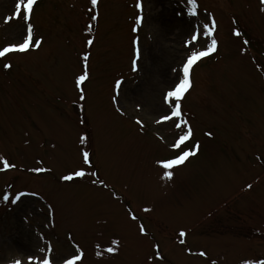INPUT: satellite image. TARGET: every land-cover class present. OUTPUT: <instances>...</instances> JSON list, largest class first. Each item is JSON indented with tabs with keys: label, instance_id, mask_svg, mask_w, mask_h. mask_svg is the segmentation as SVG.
<instances>
[{
	"label": "rangeland",
	"instance_id": "1",
	"mask_svg": "<svg viewBox=\"0 0 264 264\" xmlns=\"http://www.w3.org/2000/svg\"><path fill=\"white\" fill-rule=\"evenodd\" d=\"M17 1L0 0V50L25 30V21L14 17ZM183 3L38 1L30 22L43 45L0 58V168L5 159L16 165L0 171V194L28 193L15 205L0 199V264H28L33 253L37 261L48 255L61 264L81 252L76 264L264 259V10L260 0H196L197 15L190 19ZM212 18L217 51L194 66L192 87L181 101L193 129L189 145L198 143L200 151L165 180L157 161L176 155L170 145L182 130L171 121L156 123L168 107L163 95L182 75L189 51L184 41ZM137 40L141 59L133 72ZM208 43L204 37L195 47ZM85 64L87 99L80 101L75 81ZM120 79L124 114L116 102ZM85 131L86 145L80 141ZM85 150L92 169L83 164ZM40 167L51 171H29ZM82 167L97 171L107 188L91 176L61 179ZM255 228L261 246L242 231ZM200 251L207 258L196 255Z\"/></svg>",
	"mask_w": 264,
	"mask_h": 264
},
{
	"label": "snow or ice",
	"instance_id": "2",
	"mask_svg": "<svg viewBox=\"0 0 264 264\" xmlns=\"http://www.w3.org/2000/svg\"><path fill=\"white\" fill-rule=\"evenodd\" d=\"M188 4L191 5V12L190 14L192 16L197 15V3L196 0H186ZM38 0H18V2L15 3L14 8V16L16 19H23L25 21V30L24 32L19 36L17 40L14 42H10L8 46L4 47L2 50H0V58H5L9 56L10 54H28L30 51L38 50L41 48V46L44 43L43 38H34V28L32 23L30 22L32 19L34 7L37 5ZM91 3L93 6L97 5L98 0H91ZM260 5L262 10H264V0H260ZM139 7V5H138ZM95 19V15L93 16ZM9 21L12 19L11 16L7 18ZM216 28V21L214 18L211 19L210 24H204L201 26V29L199 30H193L192 33H190V39L187 43L188 47V55L186 56L185 62L181 66V76L177 77L176 83L173 85L172 89L167 91L164 95V101L168 105L167 109L164 111L163 114L159 116V118L156 120L157 124H161L164 122L171 121L173 126L177 129H181V133H179L175 139V141L170 145V147L176 151V155L170 158H165L162 160L157 161L158 165L164 170L162 179L165 180H172L173 179V169L178 168L180 166L185 165L191 157L196 156L200 151V145L198 143H195L193 145H189V141L192 140L193 137V129L191 125L189 124L188 120L184 118L182 114V108H181V101L184 99L185 94L191 89L192 87V80H191V72L194 66L199 63L202 59L208 57L210 54L217 51L218 48V41L215 38L214 31ZM236 36H241L242 33L237 29L234 33ZM207 37L209 40V43L207 44V47L203 50H199L195 47L196 43L200 41L202 38ZM93 41L89 40L88 44L92 45ZM136 48H135V58L132 61V71L136 72L139 70L138 62L141 59V48L139 46V41H135ZM245 44H248L249 42L247 40L244 41ZM89 56L86 54L83 57V60L86 62L88 61ZM13 65L11 63H5L4 68L5 69H11ZM89 79V73H88V66L85 64L84 71L81 75H79L75 81L76 87L78 91L80 92L79 99L80 101H86L87 95L85 93V90L83 88V85L85 82ZM125 84V81L123 79L117 80L115 84L116 89V102L119 105L118 110L121 112V114H124V108L123 105L119 103V96L121 92V86ZM80 109L83 111V104H80ZM137 110H139V106H137ZM81 125H85L87 121L81 117L80 119ZM136 123L140 125L141 128H143L144 121L137 118ZM209 136H211V133H208ZM89 140L88 134L85 132L81 135L80 141L82 144H87ZM91 152L85 150L82 153L83 158V164L87 166L88 169H92L93 163L91 160ZM43 163L42 161L40 162ZM15 164H10L8 160L3 161V167L0 168V171H7L9 169H15ZM29 171L35 172L37 174L41 172H47L51 171V169L47 168H33L29 169ZM86 176L94 177L95 179L92 180V183L94 185H99L101 187L107 188V184L100 180L99 173L97 171H89L85 168H80L78 170H75L67 175H64L61 177V179L65 182H70L76 179H83ZM249 189L252 188V185L249 184L247 186ZM33 195H36V193H32ZM25 195H28V193L20 192L19 194H13L11 197L8 194H0V199H2L4 202H11L13 204L17 202H21V198ZM145 212L151 211L149 208L143 209ZM131 218L133 220H136L137 217L134 213L131 214ZM140 232L142 235H147V231L145 230L143 224L140 225ZM179 235L181 237L186 236L187 234L185 232H180ZM184 242L183 240L181 241ZM118 245V241L115 242ZM41 252L45 251L44 249L40 250ZM49 253L51 252V249L49 248L47 250ZM107 251L109 253H112L114 251L113 248H108ZM189 253H191V249H189ZM99 255V253H98ZM196 255H199L201 257L207 258V253L204 251H200L199 253H196ZM83 256V253L81 252L80 255L75 256L72 259H69L65 257L61 264H76L78 260H80ZM156 257L162 259V256H160L159 253V246H156ZM13 264H23V261L16 259L13 261ZM28 264H52V260L49 258L48 255L42 256L39 261L36 260V254L33 253L30 256H28ZM212 264H216L215 261L212 262ZM244 264H264V259L261 258H254L249 259L244 262Z\"/></svg>",
	"mask_w": 264,
	"mask_h": 264
}]
</instances>
